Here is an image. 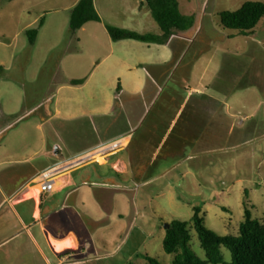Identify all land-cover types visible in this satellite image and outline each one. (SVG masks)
I'll return each mask as SVG.
<instances>
[{"label": "rangeland", "instance_id": "374dc122", "mask_svg": "<svg viewBox=\"0 0 264 264\" xmlns=\"http://www.w3.org/2000/svg\"><path fill=\"white\" fill-rule=\"evenodd\" d=\"M179 1L181 12L196 16V25L186 33L192 38L186 41L187 55H177L168 65L175 61L180 64L173 73L179 92L174 109L162 119L161 133H157L162 137L167 132L191 87H201L208 93L215 92V86L221 87L224 105L209 99L204 108L211 117L218 105L226 111L225 118L218 127L209 123L203 143H191L190 138L201 137V126L186 124L189 109L186 110L170 138L177 139V154L157 162L132 184L129 192L103 195L110 201L109 211L97 202L93 186L81 187L82 220L90 217L107 223L95 231V241L102 252L91 264H151L149 257L174 264L175 254L167 253L163 245L167 226L174 220L190 222L191 247L206 259L193 222L196 207L201 208L205 224L222 235L239 234L246 206L254 217L264 219V18L253 33L240 34L223 26L219 14L238 10L250 0ZM77 2L0 0V110L6 112L4 120L0 117V126L12 124L11 143L31 146L34 166L60 163L56 146L66 160L89 152L83 148L95 138L90 119V114H95L83 113L80 103L82 110L92 109L89 94L100 91L102 84L113 95L119 84L126 86L125 75L122 80L112 77L119 56L143 62L168 55L165 48L149 49L143 42L129 49L113 41L105 27L141 26L140 33L158 34L161 28L147 4L141 14L134 15L136 0H96L103 23L91 22L85 31L74 34L70 18ZM42 19L47 22L46 28L32 45L27 31L38 29ZM112 46L114 53L88 86L75 93H57L66 78L89 76L94 62L107 56ZM142 64L137 73L144 75L142 66L147 63ZM182 75L190 76L188 89L180 82ZM55 93L62 114H55V101L50 103L49 97L56 99ZM48 107L53 116H47ZM143 107L147 115L148 107ZM67 110L71 116H67ZM111 115L114 120L117 113ZM154 115L152 111L142 131L150 127ZM45 136L48 143H43ZM223 254L226 261L232 259L228 248L223 247Z\"/></svg>", "mask_w": 264, "mask_h": 264}, {"label": "crops", "instance_id": "0c3cea01", "mask_svg": "<svg viewBox=\"0 0 264 264\" xmlns=\"http://www.w3.org/2000/svg\"><path fill=\"white\" fill-rule=\"evenodd\" d=\"M96 3L95 0V5ZM145 8V0H136L132 14L139 15ZM136 21L139 25L140 20L136 19ZM90 23L79 31H85ZM98 23H103V18ZM46 25V21L40 25L37 39L32 45L36 44ZM108 25L111 24H105L107 31ZM123 27L141 31L139 28L141 26L124 25ZM160 33L162 31L158 34ZM186 33L179 32L166 44L146 43L149 49L156 46L168 51V55L161 56L156 61L137 62L134 57L119 56L117 62L115 61L117 67L112 77L122 80L125 75L126 86L122 87L119 84L116 94L113 95L112 90L107 89L106 84H102L100 91H92L89 94L90 100L94 103L93 108L82 110L81 102L80 110L83 113L95 114L94 117L90 114V119L96 135L89 142L92 144L84 147L83 151H90L104 143L122 139H125V146L108 156L63 171L57 176L55 188L51 192L43 194L39 192V187L35 183L38 175L50 167L64 165L70 160L63 159L60 163L34 166L31 146L27 147L25 142L11 143L12 124H1L0 264H91L102 252L100 246L96 244L95 231L100 230L107 223L106 220L90 217H85L86 221L82 220L84 213L81 211V187L93 186L97 202L109 211L110 201L103 199V195L113 196L117 193L129 192L132 190V184L149 173L157 162L177 154L174 150L177 139L170 140V138L186 110L189 109L186 124L193 128L195 125L201 126L203 129L198 130L201 136L199 139L190 138L191 143H203V137L206 140L209 123L217 127L222 125L226 111L217 105L209 117V112L204 107L209 104V99L224 105L223 89L215 86V92L208 93L201 87H191L184 98L182 107L174 120L170 122L167 132L162 137L157 133L160 132L162 119L169 115L177 101L179 91L178 84L174 82V74L180 64L178 65L175 61L172 66L168 67V65L177 55H187L189 49L186 47V41L192 38ZM117 42L131 49L139 41ZM112 48L113 50L107 56L94 62L95 67L89 76L74 75L66 78V81L59 86L57 93L60 94L64 90L75 93L76 89L88 86L94 80L98 70L114 53V46ZM142 63H147V66H142L144 75L137 73ZM187 74H190V71ZM179 78L182 79L180 82L185 83V89H188L190 76L182 75ZM81 79L84 80L83 83H73V80ZM56 95L55 93L54 96ZM49 99L50 103L55 101V114H62L60 99H57V96L56 99L53 96ZM144 105H147L149 109L146 110L147 115L143 110ZM152 111L155 115L152 117L150 127L142 131L141 128ZM47 112L48 117L54 115L50 107ZM113 112L117 113L114 120L111 119ZM66 113L67 116L72 115L69 110ZM0 117L2 120L5 119V109L0 110ZM45 119L46 122L49 121V118ZM157 138L159 141L156 140ZM43 143H48L46 136ZM120 216L123 217V214Z\"/></svg>", "mask_w": 264, "mask_h": 264}, {"label": "trees", "instance_id": "16d2710c", "mask_svg": "<svg viewBox=\"0 0 264 264\" xmlns=\"http://www.w3.org/2000/svg\"><path fill=\"white\" fill-rule=\"evenodd\" d=\"M145 4L149 6L162 33H140L108 25V33L113 41L136 40L148 44H166L174 35L189 32L196 25L194 14L181 12L179 0H145ZM219 15L226 28L236 30L240 34L253 33L264 18V2L250 0L238 10H224ZM101 21L95 0H80L71 12L70 28L75 34L86 24ZM43 22L42 19L40 25H43ZM38 33L39 28L27 31L31 44L35 43ZM83 82L82 79L73 80L74 84ZM201 212L200 207L195 208L193 222L207 258L198 256L191 247L190 222L174 220L168 224L163 240L165 251L175 254L174 264H264V219L254 217L252 210L246 206L239 234L222 235L205 224ZM223 247L231 251L230 261L225 260ZM149 260L151 264H163L153 257H149Z\"/></svg>", "mask_w": 264, "mask_h": 264}, {"label": "built area", "instance_id": "2783aa9c", "mask_svg": "<svg viewBox=\"0 0 264 264\" xmlns=\"http://www.w3.org/2000/svg\"><path fill=\"white\" fill-rule=\"evenodd\" d=\"M125 143V139L107 142L84 155L78 156L70 160L64 165L58 164L48 168L47 170L40 173L35 181V183L39 187V192L43 194L53 191L56 185V178L63 171L68 170L70 168L80 167L81 165L91 160L97 159L98 156H108L115 152L117 149H120L121 147L125 146Z\"/></svg>", "mask_w": 264, "mask_h": 264}, {"label": "water", "instance_id": "95a60500", "mask_svg": "<svg viewBox=\"0 0 264 264\" xmlns=\"http://www.w3.org/2000/svg\"><path fill=\"white\" fill-rule=\"evenodd\" d=\"M55 155H56L57 157L62 158V160L64 159V158H63V155H62V149H61L59 146H56Z\"/></svg>", "mask_w": 264, "mask_h": 264}, {"label": "bare ground", "instance_id": "6f19581e", "mask_svg": "<svg viewBox=\"0 0 264 264\" xmlns=\"http://www.w3.org/2000/svg\"><path fill=\"white\" fill-rule=\"evenodd\" d=\"M58 246H60V244L57 243Z\"/></svg>", "mask_w": 264, "mask_h": 264}]
</instances>
